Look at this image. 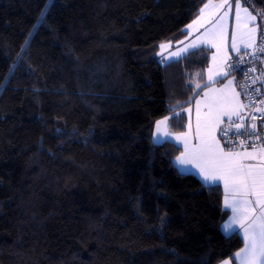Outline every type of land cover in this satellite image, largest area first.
I'll use <instances>...</instances> for the list:
<instances>
[{"label":"trees","instance_id":"obj_1","mask_svg":"<svg viewBox=\"0 0 264 264\" xmlns=\"http://www.w3.org/2000/svg\"><path fill=\"white\" fill-rule=\"evenodd\" d=\"M207 1L0 0V264H219L243 246L222 187L154 143L212 53L163 63L159 45Z\"/></svg>","mask_w":264,"mask_h":264},{"label":"crops","instance_id":"obj_2","mask_svg":"<svg viewBox=\"0 0 264 264\" xmlns=\"http://www.w3.org/2000/svg\"><path fill=\"white\" fill-rule=\"evenodd\" d=\"M235 3H240L242 5V9L247 8L248 11L252 13V15L256 16V19L254 21L247 22V17L244 11L241 9L239 10L241 19L238 22L236 19V12L238 10L234 6ZM205 5H207V7H205ZM218 5L224 6L218 7ZM226 12L227 15H225ZM221 17H223L222 20ZM263 19V14L255 11L249 6L244 5L241 0H208L203 5L200 14L186 26V35L184 36V38H182L178 42L161 43L169 45L163 50L164 56H168L170 53L180 51L181 49H188V51L183 55H181L180 57H174L169 62L177 60L184 56L186 53L203 46L212 49L210 62L205 72L198 73L199 75L196 74L193 79V84L196 90L200 92L195 101L191 105H188L185 108L178 110L168 116H165L157 121H163L165 120V118H168L167 125L160 126L161 131H167L171 134L169 137L165 138V140L172 141L180 146L182 148L181 153L184 151V143L183 139L178 140L177 137L181 136L182 134H186V138L190 147L197 146L200 143V140L197 137V110L199 109V119L201 122H203L206 118L207 112L208 97L205 96L206 92L208 93L209 97L227 98L230 103H228V105L226 106V110L230 113H233L231 115V119L236 117H243L246 114V103L239 91L236 79L232 71L226 78L217 76L216 73L229 71L228 66L231 65L234 55L240 53L241 51L250 48H257L260 51L264 52V49L261 48ZM234 35L236 37V46L240 49V52L233 51L232 49ZM193 44L197 46L195 49L191 48V45ZM161 51L162 49L160 48L158 54L161 61L163 62ZM213 56H215V60L213 59ZM262 65L264 66V63ZM209 69L212 70V74L214 76L212 82L208 81ZM229 80L233 81L231 85H229L228 83ZM197 83L200 84V88L196 87ZM206 84L207 87H205ZM173 117H175V119H173ZM182 117L185 121L184 128H181ZM221 119L223 122L220 124L219 129H217L214 133L216 140L220 143V146L226 152H239L241 157H247L248 153H252L255 159L245 158L243 160V163L245 164H264V142L258 144L243 143L238 149L227 147L220 138V129L223 123L228 120L229 117L223 116L221 117ZM156 136L157 123L154 129V140L156 139ZM253 148H255V151H253ZM180 154L178 156H180ZM188 167L191 169V173L196 174L200 171L199 168L192 165H189ZM199 178L202 180V177ZM213 185H220L222 187L224 191L223 204L224 207L230 211L229 215L222 224L224 225L232 216V211L230 208H227L225 206V201L227 199L228 202L231 203L233 196L232 193L226 191L225 182L223 179L217 180ZM249 199L253 201V204L249 207L248 215L254 218L255 216L259 215L260 206L255 204L254 196H250ZM249 222L250 221H245L246 224ZM239 232L243 239V229L240 228ZM243 247L244 244L238 251H240ZM225 262H229V264H239V260L233 258H227L219 264H225Z\"/></svg>","mask_w":264,"mask_h":264},{"label":"snow or ice","instance_id":"obj_3","mask_svg":"<svg viewBox=\"0 0 264 264\" xmlns=\"http://www.w3.org/2000/svg\"><path fill=\"white\" fill-rule=\"evenodd\" d=\"M248 0H245L247 3ZM224 5H218L223 7ZM236 19L239 22L240 12L242 5L235 3ZM207 7V5H205ZM247 17V22L254 21L256 16L252 15L247 8L242 9ZM227 15V12L225 13ZM223 17H221V20ZM191 27V26H189ZM222 27V26H221ZM169 45L161 44L159 47L162 49L161 56L163 62L168 63L174 57H180L188 51L187 48L180 51L170 53L168 56L163 55V50ZM195 44L191 45V48L195 49ZM247 47V46H246ZM233 51L240 52V49L236 46V37L233 36L232 43ZM215 60V56H213ZM243 57H241V60ZM239 63V61L237 62ZM229 71L217 72L216 75L226 78L230 75L231 71H237L243 73L245 70L239 68L236 65H229ZM199 75V74H197ZM214 76L212 70L209 69L208 81L212 82ZM229 85L233 83L232 80L228 81ZM255 83V80L253 81ZM197 88H200V84H196ZM207 87V84L205 85ZM208 97L206 118L203 122L197 120V137L200 140L199 145L190 147L186 134H182L177 139H183L184 151L175 158L174 165L177 166V170L180 174H190L191 169L188 167L192 165L199 168V173H196L198 177H202V183L211 187L217 180L223 179L225 182L226 191L232 193L233 199L229 203L226 199L225 206L230 208L232 216L227 222L222 225V229L225 232L226 237L232 235H239V229H243V242L244 247L236 252L233 259H238L239 264H264V164L252 165L245 164L243 160L255 159L252 153H248L247 157H241L239 152L228 151L226 152L221 146L219 141L216 140L214 135L215 131L219 129L220 124L223 122L221 117H229V130L232 131L233 136H243L248 130L243 124H234L231 120L230 113L226 110V106L230 103L227 98L223 97H209L208 93H205ZM259 111V109H258ZM167 119L157 122V136L154 143L162 144L167 142L165 138L171 134L167 131H161V125H167ZM175 119V117H173ZM234 124V128H233ZM252 129H255L253 124ZM255 135V133H251ZM220 135L222 137L227 136V132L224 129H220ZM259 139V136H257ZM244 141H241L243 144ZM255 151V148H253ZM250 196L255 197V204L260 206L259 215L254 218L248 215L249 207L253 204V201L249 199ZM245 221H250L245 223ZM229 264V262H225Z\"/></svg>","mask_w":264,"mask_h":264},{"label":"built area","instance_id":"obj_4","mask_svg":"<svg viewBox=\"0 0 264 264\" xmlns=\"http://www.w3.org/2000/svg\"><path fill=\"white\" fill-rule=\"evenodd\" d=\"M241 57H243L242 60ZM238 61L239 63H237ZM263 61L264 56L259 49L241 51L235 54L232 59L231 65H236L245 70L243 73L232 72L246 103L247 112L243 117H236L231 120L234 124H243L248 131L243 136H233L232 131L229 130V119L226 120L221 129L227 132V136L222 137L220 135V138L229 148L238 149L241 141L247 144L264 142V89L258 78L259 66ZM254 80L255 83H253ZM253 124H255L254 130L251 127ZM253 132L255 135L251 134Z\"/></svg>","mask_w":264,"mask_h":264},{"label":"rangeland","instance_id":"obj_5","mask_svg":"<svg viewBox=\"0 0 264 264\" xmlns=\"http://www.w3.org/2000/svg\"><path fill=\"white\" fill-rule=\"evenodd\" d=\"M262 30H263V34H262V40H261V48L264 49V19H263ZM253 49H257V48H250V50H253ZM263 67L264 66L262 64H260L258 78H259L260 84L264 88V80H263V77H264V68Z\"/></svg>","mask_w":264,"mask_h":264}]
</instances>
